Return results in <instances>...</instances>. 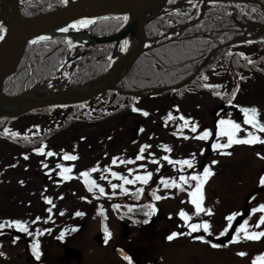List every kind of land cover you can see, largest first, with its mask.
<instances>
[{
    "label": "rangeland",
    "instance_id": "1",
    "mask_svg": "<svg viewBox=\"0 0 264 264\" xmlns=\"http://www.w3.org/2000/svg\"><path fill=\"white\" fill-rule=\"evenodd\" d=\"M8 11V8H7ZM246 44H241L238 46L230 47L229 51L231 52H241L248 47L245 46ZM256 48L258 45L257 43L252 44ZM163 50H157L152 53H149L147 56L149 57H155L158 54H162ZM157 66H161V64L158 62ZM138 73V68L135 67L133 70V75L131 77H134ZM264 84V83H263ZM149 85V84H145ZM233 86V85H232ZM261 87V86H260ZM264 86H262L261 89H263ZM256 90H260L259 87L256 85ZM233 90L228 91V97L231 98ZM169 93L166 94L165 97H167ZM256 97H251L247 101L256 103V107L261 108L262 105H264V99L261 101V99H256ZM197 99V98H196ZM165 100L164 98H160L159 96L155 97H149L141 100H137L136 102H133L132 108L139 109V112L143 111L144 109L149 111L147 112L148 115L145 117L147 118L150 116L151 113L150 109L151 107L158 105L159 101ZM198 102H200L199 99H197ZM167 102H160V104H166ZM177 105H179V111L182 112V116L185 117V119H189L191 117V113L198 114L200 110L192 111L190 107L188 106V101H177ZM173 107L174 113H179L174 104L171 105ZM215 108V104L212 102H208V105H206L204 108L202 107L203 112V124L206 126L210 125V122H212V112ZM133 111V110H132ZM134 112V113H135ZM136 115V114H135ZM139 116V115H137ZM35 117H27L22 120H20L15 126H23L28 125L29 123L33 122ZM224 119H232L237 123H240L242 126V135L245 134V129L243 127H246L243 124V121L241 122L240 118L228 113L224 117ZM264 118V111H260L258 114V119ZM118 118H116L117 120ZM137 117L131 116L129 120L135 121L137 120ZM107 121V123L103 124L101 128L95 129L94 127H88V126H79L74 125V127H70L66 131H63L58 135V146L59 150H62L63 147V153L65 154V151L70 155H75L78 157L77 160L74 161V169L79 170L80 168H87L83 171H87L90 168H97L96 174L91 173L90 178L95 181L96 184H98L100 187H103L105 189L104 195H100L98 189H93V191H88L87 187H83L82 192L84 195H81L80 191L78 195L81 198L90 197V204L83 203L80 204L78 202V205L75 206L74 212L82 211L83 215L80 216V223L75 222L76 227L79 229L78 233L70 238L67 246H70L78 252L81 253L82 259H79V261L75 260V256L72 255V258L68 261L64 258V246L60 247H53L50 243L46 242L44 245H48V254L50 259L46 261V264H111L116 263V259L113 258V255L111 254V249L113 248V244L116 240L120 241V236L122 235L124 229L123 226L126 224H129V227L131 229V233L127 235V239L124 243L131 249L134 248V251L139 253L140 256L145 257L148 262L152 264H188L187 258L190 256V254L193 256L194 253V261L193 264H228L230 257H225V255L228 254L227 251L218 252L216 250H209L206 255H208L207 263L203 260H201L198 256V253L201 254L200 250L195 248V245H187V241L189 240L188 237H186L183 233L184 227L187 225L178 215L177 213L183 209L187 215L191 217L190 220L196 221L198 223L204 222V219L201 215H211L208 213L207 210H211V213L213 212L216 219L220 222V224L223 222V220L228 217L229 215L238 216L240 213L244 215H252V219L255 220L259 217V214L256 212L253 213L251 210L253 208H256L257 205L264 204V185H260V183H255V180L257 177L264 175L262 172V168L264 167V159H261V157H264V146L259 145H246V144H235L237 147L235 148L234 145H231L229 151L227 153H230V155H226L225 152H222L223 155L226 156H218V153H214L213 156L211 155L209 158L206 157V151L208 149L206 148L207 143H205L206 140H200L195 139L193 140L192 146H195V149L197 153L199 154H193L189 152L188 144H185L184 142H176L177 146L173 147V145H170V151L165 150V155L168 156L169 159L173 161H178L181 159H187L190 160L191 158H194V162H196L197 166H203L208 167L210 172L212 173L209 177V181L204 183L202 185V208L206 211H203L199 214H196L195 207L190 203V198L188 196V191H190V187H188V190L182 191L177 188L172 189L173 187L165 188L161 183L160 179L168 178L169 182L172 180H175L177 183H180L176 180V177L172 174L173 171H169L166 166H168V162L163 160V156L161 153L155 151L153 147H148L145 149L146 154L148 155V158L141 153H135L130 154V156L123 155L120 151L122 150H115L114 146L117 145L118 147L121 146L123 143L130 140L131 137V131L133 130L134 126H129V122H126V127H124V123L120 125L114 126L118 121ZM125 122L124 119H121ZM41 122L43 123H49L50 119H47V117L42 118ZM15 124V123H13ZM114 126V127H113ZM40 126L35 125L34 130H40ZM23 130H27L24 128ZM89 130H93L88 132ZM82 131V132H81ZM84 131V132H83ZM127 131L129 132V135H127ZM110 137V138H109ZM211 138V137H210ZM241 138H244L243 136ZM113 139V140H112ZM164 141H168L167 138L163 139ZM112 142H116L111 144ZM5 143H1L0 145H3ZM87 144H89L88 147ZM206 144V146H205ZM61 146V148H60ZM102 146L106 147L108 149H111L110 152H105L106 156L100 155L98 153L99 150H102ZM198 147L200 149H198ZM2 147H0L1 149ZM80 149L79 151H72ZM84 149V151H82ZM120 149V148H119ZM198 149V150H197ZM48 152V148L44 149ZM135 150V149H134ZM203 150V151H201ZM6 151V150H5ZM72 151V152H71ZM137 151V150H136ZM71 152V153H70ZM44 153V152H43ZM46 153V152H45ZM151 153V156L149 155ZM195 153V152H194ZM259 153V155H258ZM35 156H37L36 151L33 153ZM142 155L144 158L142 160L137 161L135 159L136 155ZM159 154V155H158ZM163 154V152H162ZM1 155V153H0ZM200 155H202L200 157ZM52 157L57 158L53 159V161H60L61 163L68 162L69 165L66 167H72L71 162L65 161L59 154H54L53 156H49L48 159H51ZM113 157L116 158L117 163L113 164L112 159ZM203 157L206 159L203 160ZM45 158V156L41 157ZM201 158V159H200ZM208 159V160H207ZM131 160L134 161L135 164L129 168L132 169V172L130 173L127 169V166L122 167L121 161ZM158 161L156 163H152V161ZM160 160V161H159ZM207 160V161H206ZM211 162H210V161ZM218 160V161H217ZM215 161V163H213ZM220 161V162H219ZM138 163V164H137ZM140 165H144L143 168L140 167ZM29 166L34 168L35 170L39 169L41 164L40 162H30ZM149 167V172L153 173L154 176L156 174H159V178H155L153 181V176L149 179V183L147 185H142L139 181H137L134 184L131 185H125L124 187L127 189V192L122 193L120 191V188L117 187L116 189H112L110 187L111 183H116L119 185L121 181L118 178L112 177L111 172H123V176L128 177L129 179H132L135 175H143L147 168ZM105 168L108 169V171H105ZM157 168L160 170L157 171ZM182 171L179 173H182L181 175L187 176V172H189V168L185 166H181ZM58 170V171H57ZM56 171L52 172L54 173L52 175V180L56 181V192H52V195L56 198L54 202L51 201L48 202L50 207L51 205L54 206L52 211L55 212H63V215L53 217V219H59L60 221L64 220L61 225L65 226L69 223V203L68 198L69 194L64 195L63 199V192H62V185H65V183H61L57 181L58 179H61L60 176L56 177L60 172V169H57ZM197 170V169H196ZM203 170V169H202ZM201 170V171H202ZM44 170H38L35 177H38ZM198 172V171H195ZM49 174V172H47ZM51 173V172H50ZM12 178L8 179L5 182H0V187H9V189H1L0 188V203L1 205L4 202V197H6V194L14 191L11 190L12 186L15 184L14 179H18L16 176H11ZM103 177V178H102ZM63 180V179H62ZM65 180V179H64ZM179 180V179H178ZM153 181V184H152ZM194 182V181H190ZM8 183V184H7ZM187 184V183H186ZM182 184L181 187H183ZM41 188L44 187L43 184L39 185ZM66 186V185H65ZM187 187V186H186ZM136 188H142L143 191L140 194V198L137 200L134 196ZM11 190V191H10ZM19 189V193H20ZM155 191L157 196H160L161 199L156 200L153 198L151 193ZM177 191V192H176ZM128 192L133 193V196H127L126 194ZM252 193V195L250 194ZM25 194V193H24ZM249 194L248 199H251V202L248 203V200H246V196ZM120 195H124L131 204H128L129 202H125L123 206H119L115 210L113 209L114 198L118 197ZM149 195V196H148ZM38 196V195H37ZM239 197V198H236ZM49 198V196H48ZM38 201V200H37ZM21 206L18 208L19 210H25L24 212L27 213H33L38 212L40 210V204H38L36 207L35 204L29 203L28 201L21 198ZM157 202V212L151 214L149 216H145L147 223L142 222L140 217H136V215H133V212H129V214L123 213V209H126L128 211V206H131L133 209L134 207L144 206L148 204H156ZM74 202H71L73 204ZM118 205V204H117ZM94 210L92 213H88L87 210L90 209ZM244 208H243V207ZM241 210V211H239ZM144 211H148V209H144ZM5 213L2 212V214ZM72 213V212H70ZM16 214H20L19 212ZM158 214V215H157ZM74 219H78L77 217H72ZM58 222V221H57ZM55 222V223H57ZM189 222V221H188ZM52 221L50 222V229L49 233L47 234L46 231L42 232V235L35 236L33 240H38L39 242L42 240H45V237L48 236L51 232H53V225ZM254 222L251 221L250 216V222L247 226L248 229L251 231H255L257 226L253 224ZM31 224V223H29ZM257 224V223H256ZM42 223H38L37 226L40 229H37L39 231L42 230ZM224 225V223H223ZM107 227V229L110 231L111 236H107L106 240V247L100 248L95 243V237H104V233H102L101 229L102 227ZM15 228V227H12ZM29 231L32 232L33 228L35 230V227L31 226L28 227ZM73 226H69L66 228V230L72 231ZM220 229H210L211 232L214 234L219 233ZM4 229H8V227H5ZM36 230V231H37ZM224 229H222L220 232H222ZM177 232L178 235L174 237L173 239L169 240L168 236L173 233ZM22 233V232H21ZM102 233V234H101ZM181 233V235H179ZM183 233V234H182ZM26 234V233H25ZM126 234V231H125ZM100 239V240H102ZM2 243L5 244V246L0 247V264H39L38 261L34 258L36 256H33L32 254H29V248L26 243L19 241L16 243V245H13L11 243V239H4ZM245 243V242H243ZM65 245V246H66ZM246 244H238L237 246L243 247ZM188 247H191L188 248ZM44 250V248H42ZM41 255V254H40ZM39 255V257H40ZM223 256V257H222ZM222 257L221 259H219ZM41 258V257H40ZM121 264L120 262H118Z\"/></svg>",
    "mask_w": 264,
    "mask_h": 264
},
{
    "label": "trees",
    "instance_id": "2",
    "mask_svg": "<svg viewBox=\"0 0 264 264\" xmlns=\"http://www.w3.org/2000/svg\"><path fill=\"white\" fill-rule=\"evenodd\" d=\"M259 1L264 6V0H259ZM33 4H35L36 6L35 9H33L31 6H28L27 8L25 9L23 8L21 10V15L23 17L28 18L38 13L46 12L62 6L60 0H38V1L33 0ZM210 16H211L210 20H203L202 22L191 27L189 30H186L185 32L188 34L209 33L216 36L217 34H219L217 43L226 42L236 34L235 29H233L235 28V26L227 21L225 15H223L220 12H213V13L211 12L208 16V19L210 18ZM118 18L120 17H108L99 20L92 27L91 33L94 36H104V37L114 34L125 23V21ZM248 18H249L248 16L245 18V22L247 21ZM171 21L174 20L171 19L170 16H163L148 24L145 29V34L147 35V37L158 35L159 33L166 31L171 26ZM178 22L181 24L187 23L188 17L186 18L181 17L180 21ZM59 41H63V40L58 39L53 41H41L30 44L25 52L24 57L22 58L21 64L17 72L12 77H10L6 82L3 88V93L7 96L18 95L22 93L25 89L29 88L35 81L45 80L46 78L54 75L60 59L64 57L65 53L67 52L66 46L63 45L62 43H59ZM113 47H114L113 44L97 45L93 49L90 56L78 59L76 62L78 71L74 82L84 83L91 79L102 76L108 68L109 56L113 51ZM133 70L130 72L127 78H124L121 84V86L124 89L136 90L145 86L144 83H148V80H150V78L148 77L150 76L149 72H156L157 74L160 73L161 74L159 75L160 80L166 79L171 73L169 69H165V71H163L153 66L151 67L150 71L141 72L140 74L135 75L134 78L128 79V77L133 75ZM127 79L131 81V83H126ZM110 96L112 97L111 99H114L119 103H122L123 102L122 100L125 98L124 96H120L110 92L102 95L101 97H97L94 100L93 104L97 105L100 108L102 104L108 102L106 100V97H110ZM88 106L89 104H83L79 106L76 105L74 106V109L77 111ZM47 111L49 112L50 108L37 110L35 112H47ZM98 112L101 113L100 110H98L97 113ZM77 114H78L77 117L78 119L81 117L80 112H77ZM93 115L95 114L89 113L86 116V118L93 121ZM9 124L10 122H7L6 124L5 119L2 120L0 119V138L6 140L7 144L9 143L8 145L6 144L7 147L11 145L13 147H21V148H24L25 146L39 145L42 141H44V139H47L48 137L52 136L53 133H55L58 129H62L64 127L62 126L57 129L56 126H53L48 128L46 131L42 133L40 131L29 130L28 127L24 125H23V129L26 128L27 130H21L18 128L14 129L12 127H9L8 129ZM5 129L8 130L7 133L4 131ZM12 132L17 133V136L12 137L10 135V133ZM16 213L17 212L12 213L10 217H16L17 219H19L20 218L19 216L23 215L21 213L20 214H16ZM24 219H26L27 223H30L36 220V217L31 216V217H25ZM71 219L73 218L71 217ZM48 220H51V218H48ZM45 240H47V242L49 243L54 242L56 240V232L46 236Z\"/></svg>",
    "mask_w": 264,
    "mask_h": 264
},
{
    "label": "water",
    "instance_id": "3",
    "mask_svg": "<svg viewBox=\"0 0 264 264\" xmlns=\"http://www.w3.org/2000/svg\"><path fill=\"white\" fill-rule=\"evenodd\" d=\"M169 1L170 0H74L60 9L36 16L32 19L22 20L18 12V0H9L10 14L7 20L5 36L0 43V118H14L33 109L48 106L78 104L109 90L119 92L116 89L117 82H108L112 74L111 67L102 78L81 86L82 89L79 88L80 90L77 89L76 91L57 93L50 95L48 98L32 96L30 93H24L12 98L2 95L4 83L8 77L15 72L29 41L35 40L38 36H42V34L53 27L75 20L90 19L94 21L104 16L126 15L128 17L127 27L117 35L109 39L101 40V42L119 43L132 31L137 30L140 36L139 46L132 48L121 58L122 60H128L127 68H129L136 57L143 51L147 42L143 35V28L147 20L145 16L149 13H154ZM263 33L264 28L261 35L231 41L228 44L216 48L210 55L227 45L247 40H255L258 39V37L261 38L263 37ZM183 84L176 88L181 87ZM119 93L126 94L124 92ZM152 93L147 95H151ZM132 95L141 96L140 94ZM6 107L15 108V110L13 112H7L9 109ZM77 256L79 257V255Z\"/></svg>",
    "mask_w": 264,
    "mask_h": 264
},
{
    "label": "snow or ice",
    "instance_id": "4",
    "mask_svg": "<svg viewBox=\"0 0 264 264\" xmlns=\"http://www.w3.org/2000/svg\"><path fill=\"white\" fill-rule=\"evenodd\" d=\"M61 3H66L67 0H60ZM118 19H121L123 21H127L128 17L125 15L123 17H120ZM93 21L90 19H82V20H77L75 21L73 24L69 25L68 27L65 28H60L59 31L60 32H68L69 29L71 28H86L88 27L90 24H92ZM3 33H4V28L2 26H0V39H3ZM50 38L47 36H38L36 38L35 41H29V43H37L39 41H47ZM69 47L72 46L71 41L68 42ZM127 41H124L121 43V51L125 50ZM249 63H251V61H249ZM203 79H207V77H203ZM205 87H213L212 85H205ZM231 103V101H229ZM123 107V105H122ZM134 112L135 111H139V109L133 108L132 109ZM241 112L243 113V124L244 125H250L251 128L253 129L252 131H248L246 134L245 138H238L237 137V133L242 131V126L240 123L235 122L232 119H220L216 122V136L217 137H226L227 138V142L226 143H221L220 141H217L215 143H212V148L215 149H225L230 147L231 145H235V144H246V145H251V144H255V143H264V139H261L260 136H257L255 134L256 130H258L259 132L264 133V123H261L257 120V109L255 107L252 108H241ZM144 116H147L148 113L147 112H143ZM168 119H175V117L172 116L171 113H169L168 115ZM180 121H183L182 125H179V127L181 128H185V127H189V123L188 120L185 119L184 116H180L179 117ZM191 131L193 133L196 132L197 130V125L195 123L191 124ZM6 133L8 132L7 129L4 130ZM10 135L12 137L17 136V133L12 132L10 133ZM173 135H176V133H173ZM210 133L208 132L207 129H205L203 132H201L199 134V136L197 137L200 140H207L209 137ZM185 139H188V137H184ZM148 145H141L140 147V153H143L145 151L146 148H148ZM164 149L166 151H170V149L168 148L167 145L163 146ZM35 151L37 153H42L44 151V146L41 145V147L35 149ZM203 151V150H201ZM54 153L52 151H48L47 152V156H53ZM149 155L151 156V153H149ZM259 155V153H258ZM25 159H27L28 157L25 156ZM144 157L140 154L136 155L135 159L137 161L142 160ZM63 159L66 161H75L78 159L77 156L75 155H70L68 153H65L63 155ZM261 159H264V157H261ZM163 160L167 161L169 164H178L180 166H187V168L191 169L194 167V158L192 160H187V159H181L178 161H173L171 159H169L168 156H164ZM122 163H132L131 160H126V161H121ZM112 163L116 164L117 160L115 157H113L112 159ZM152 163H156L155 160L152 161ZM213 163H215V161H213ZM46 167V166H45ZM56 167L58 169H60L59 175H61L64 179H70L71 177L68 175L69 173H71L72 169L70 167H64L61 164H57ZM141 168L144 167V165H140ZM160 169L157 168V171H159ZM97 171V168L93 167L88 169L87 171H82L79 173V176L83 178L84 181V185L85 187L88 188V191H93V189H98L100 195H104L105 189L103 187H100L98 184L95 183L94 180H92L90 178V173H94ZM105 171H108L107 168H105ZM130 173L132 172V169L128 170ZM212 173L210 172L208 167H204L203 172L200 174H192L190 176H185V175H180L179 177V181L180 183H177L175 180L172 181H168L165 178L161 177L160 179V183L165 187V188H169V187H175L179 190H183L181 185L182 184H186L189 181H195V186L194 188H192L191 191H188V196L190 198V203L192 205H194L195 207V212L196 214H199L203 211H206L205 209L202 208V200H203V195H202V185L204 184L205 180L207 179L208 176H210ZM111 176L118 178L121 183L119 185H117L116 183H111L110 187L112 189H116L117 187L120 188L121 192H127V189L124 187L125 185H131L136 183L137 181H139L142 185H147L149 183V179L152 176L151 172H145L143 175H135L133 176L132 179H129L126 176L120 175L118 172H111ZM103 178V177H102ZM259 183L260 185H264V175L259 177ZM143 191L142 188H136L135 190V197L138 200L140 198V194ZM151 195L153 196L154 199L159 200L161 199L160 196H157L155 191H153L151 193ZM46 202H50V198L45 197L44 198ZM119 205H113V208L116 209L118 208ZM144 209H148V211H144V215L145 216H149L151 214H154L156 212V208L154 205L148 204V205H144L143 206ZM143 211V209H141ZM128 211L132 212L133 208L131 206H128ZM209 214H211V210H207ZM253 213L260 211V212H264V204L259 205V208H253L251 210ZM61 215H63V212H61ZM75 215L77 216H82L83 213L82 212H76ZM179 217L188 225V227H190L192 230H197L198 228H203L205 231L208 230L209 228V224L207 223V221H204L202 224H196V223H191L188 224V221L191 219V217L189 215L186 214V212L181 209L178 213ZM234 218V215H229L228 217H226V220L228 221H232ZM40 219V217H36V220L32 221L33 224L36 223V221H38ZM145 223H147V221H144ZM247 221H245L244 223L239 224V227L236 229L237 233L243 232L244 233V238L249 239V240H256L259 239L260 237H264V231H248L247 230ZM260 224H264V215H261L259 217V220L257 221V226H259ZM5 227L8 228H12L15 227L18 231L26 233L29 236H33V233L31 231H29V228L27 226V222H23L21 220H11V221H4V222H0V229H3ZM44 231H51V229H45ZM224 231H227V228L224 229ZM221 235H223L224 233L221 232ZM42 235V232L37 230L35 233V236H40ZM61 235H63V233H61ZM178 235V233L173 232L168 236V239L171 240L174 237H176ZM108 233L107 230L105 229V238L107 239ZM240 237L238 235H233L232 236V241H237ZM15 243V241H13ZM214 247L216 245H213ZM39 241L38 240H33V244H32V250H33V255L36 256L37 259H39ZM0 255H2V253H0ZM237 255L239 256H244L245 253L244 252H239L237 253ZM125 260H129V258L127 256L124 257ZM129 264H131V261H129ZM251 264H264V253H261L259 255H257L256 257H254L252 259Z\"/></svg>",
    "mask_w": 264,
    "mask_h": 264
},
{
    "label": "flooded vegetation",
    "instance_id": "5",
    "mask_svg": "<svg viewBox=\"0 0 264 264\" xmlns=\"http://www.w3.org/2000/svg\"><path fill=\"white\" fill-rule=\"evenodd\" d=\"M200 37H202L201 39H199V42L196 40H192L191 35L189 34H185L183 37L178 38L177 39V48H181V47H187L188 49H193L194 46L200 45V46H205L208 47L209 44H214L218 37L219 34L213 35V34H209V33H204L202 35H200ZM196 55L199 56L200 53H198L196 51ZM199 57H197L196 59H198ZM195 59V60H196ZM192 61V65L191 66H184V65H179V66H175L170 68L169 70L176 76V78H179L181 75H177V74H182L185 72H189L190 70L193 69L194 66V60ZM230 68L231 66L224 64V60L223 59H217L215 61H213L211 64L207 65L204 69L203 72V77H207V79H202L201 80H196L194 81L191 86H190V90H187L184 96H179L176 97V100H184V101H188L189 102V106L190 109L192 111L195 110H200V112L198 114H193L191 113V117H189L188 119V123H189V127H185V128H173V129H165L164 131L167 132L168 134H157L156 136L159 135H163V136H168L171 140H175L174 137H188L189 140H191V138L193 136L198 137L199 134L201 132H203L205 129L208 130V132L212 135H215V125L216 122L220 119L223 118L224 116V108H223V102H224V94H223V88L225 87L226 84H232L235 83L237 86L240 85H249V84H256L258 86L262 85L264 86V65L260 66L258 65L256 68H254L251 73L255 72L256 74H259V79L258 80H247L244 79L242 81H233V80H226L227 78L230 77V79L232 78V76H230ZM227 71V74H226ZM233 72V76L238 77L237 72L232 71ZM245 77V78H249ZM205 85H212L213 87H205ZM173 97H170V99H172ZM199 99L200 100V104L198 105V108L194 107L192 105V101L195 99ZM212 102L215 104V108L213 109L212 112V125L214 126V128L209 129V126H206L203 124L204 121V117H203V112H202V107L204 108L206 105H208V102ZM195 123L197 125V130L195 133H193L191 131V124ZM215 124V125H214ZM252 130V128H251ZM158 133L155 130L150 129L149 130V134H147V136L151 137L154 134L152 133ZM173 133H176V135H173ZM216 140V139H215ZM215 143V142H214ZM209 149L213 152V148L209 145ZM191 170H193V168H191ZM246 200L249 201L248 197H246ZM251 201V199H250ZM261 205V204H260ZM259 206V205H257ZM258 208V207H256ZM257 214H259V217L261 215H264V212H256ZM250 216H251V221H253L254 225L257 226V221L259 220V217L255 220L252 219V215L248 214V215H244V214H239L238 216H234L235 218V222L232 226L233 228V235H238L240 237V235L243 232L237 233L236 229L239 227V224L244 223L245 221H247V226L250 222ZM204 221H207V223L209 224V228L207 230V233L211 234L212 236H224L226 235L232 228L228 229L227 231H222L224 234H214L213 232L210 231V229H215L218 228L220 229L221 227H223L222 229H224L226 227V218L223 220V222L220 224V222L214 218L211 217L209 215L206 216V218L204 219ZM192 222V221H190ZM196 224H202L203 222H194ZM224 223V225H223ZM221 229V230H222ZM203 228H198L194 233L191 232L190 233V240L187 241V245H195V248L198 250H200L201 254L198 253V256L201 260L205 261L207 263V258L208 255H206V253L209 250H216L218 252H223V251H227L228 254L225 255V257H230L229 258V262L228 264H251L252 259L254 257H256L257 255L264 253V237H260L259 239L256 240H243L241 238H239L237 241H228L227 243L221 244V245H216V244H212L209 241H206L202 238H199L196 233H198L199 231H201V233H203ZM219 230V233H221ZM247 230L249 231L250 229L247 228ZM255 231H264V224H260L259 226H257V228L255 229ZM254 231V232H255ZM196 237V239H194ZM245 242V243H243ZM243 247H238V244H246ZM213 245H216L215 247ZM116 246H114L115 248ZM191 249V247H188ZM131 257H133V260L136 264H143L148 262V260H146L145 257H142L139 255V253H137L136 251H134L131 249H127L126 250ZM239 252H244L245 255L244 256H239L237 255V253ZM223 257V256H222ZM222 257H220L219 259H221ZM116 259V263H111V264H119L118 262H120L121 264H127L125 262H123L122 260H120L118 257H113ZM188 264H193L194 261V253L193 256L190 254V256L187 258ZM219 264H221L219 262Z\"/></svg>",
    "mask_w": 264,
    "mask_h": 264
},
{
    "label": "bare ground",
    "instance_id": "6",
    "mask_svg": "<svg viewBox=\"0 0 264 264\" xmlns=\"http://www.w3.org/2000/svg\"><path fill=\"white\" fill-rule=\"evenodd\" d=\"M246 1V0H243ZM7 2H9V0H7ZM158 13V12H155ZM2 18L5 19L6 15L3 12L2 13ZM139 46V42H135L134 45L131 48H136ZM122 56L115 58V60L112 63V74L108 79V82L111 83H115L120 81V79L122 78V76L126 73L127 71V66H128V60H122L121 59ZM179 65H184V66H191L192 65V61L190 58H187L185 60L179 61L178 62ZM193 68H201V66H193ZM30 95L32 96H36V97H43V98H48L50 97V95L43 93V90L40 89H35L33 92L30 93ZM107 103H104L100 106L99 110L101 111V113H103L104 115L110 114V113H115L117 111H121L124 114L128 115V116H133V117H137L138 120L146 125L151 126L155 131L158 132V134H168L167 132H165V128L163 126V121H162V116L164 114V108L161 107L160 105H155L153 107H151V113L149 114L150 116H148L147 118H145L146 116L143 115V112H148L149 109L147 110H143L141 111V113L139 112H135L131 110L133 102L136 100H131V105L126 107L123 105V103H119L118 101L114 100V99H108ZM123 105V107H122ZM9 110L7 112H13L15 110V108H11V107H6ZM6 112V111H4ZM136 114V115H135ZM139 115V116H137ZM102 125H97L95 129L101 128ZM147 145L150 147H153V149L159 153H161V155H165V149H164V143L161 140L158 139H150L147 142ZM115 148V147H114ZM115 150H117L115 148ZM163 152V154H162ZM158 213V212H157ZM158 215V214H157ZM177 233V232H176Z\"/></svg>",
    "mask_w": 264,
    "mask_h": 264
}]
</instances>
